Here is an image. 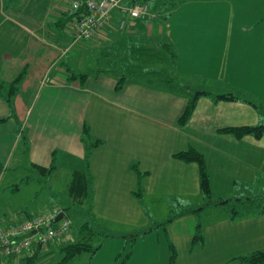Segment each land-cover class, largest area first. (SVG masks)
<instances>
[{
  "label": "crops",
  "instance_id": "crops-1",
  "mask_svg": "<svg viewBox=\"0 0 264 264\" xmlns=\"http://www.w3.org/2000/svg\"><path fill=\"white\" fill-rule=\"evenodd\" d=\"M173 2L162 25V38L176 51L175 72L185 84L175 88L132 78L116 91L112 76L90 73L93 80L85 83L92 84L100 97L90 101L88 85L81 86L77 78L69 74L64 78L57 72L68 55L62 57V50L69 53L75 47L55 26L67 3L61 6L59 1V8L48 16L40 11V18L35 19L27 12L26 1L0 0V118H6L0 122V183L9 175L0 194L26 187L24 172L29 167H48L52 159L53 165H61L65 159L72 164L79 159V164L86 151L80 132L87 126L90 140L102 144L89 158L93 193L89 199L91 217L84 223L94 234L102 231L107 237L96 239L100 249L93 256L80 254L84 264H111L128 246L138 248L127 249L131 258L122 264H133L137 252L144 257L153 254L156 264H166L167 246L155 227L148 225L151 219L145 208L164 206L157 198L186 208L166 225L177 253L173 264H232L238 255L264 249V225L259 227L264 213L235 220L217 217L215 210L214 215L203 216L202 210L212 203L200 200L198 165L173 157L187 147L201 152L211 193L217 185L264 182V133L260 138H236L218 132L229 126L264 125V0ZM47 60L51 61L48 65ZM31 66L35 74L29 78ZM44 77H49V84H42ZM14 82L17 90L8 100ZM194 91L209 95L198 97L188 121L180 125L178 118ZM228 93L236 99L214 100V95ZM18 106L24 107V115ZM44 113L47 120L41 121ZM138 189L142 192L136 196ZM193 202L197 203L192 210ZM4 211L0 207V215H6ZM196 212L204 219V240L189 251L199 222ZM107 227L119 232L108 233ZM227 228L234 231L227 233ZM73 236L81 237L78 231ZM54 248L57 251L58 247ZM56 257L55 253L43 264H51ZM0 264L24 263L0 259Z\"/></svg>",
  "mask_w": 264,
  "mask_h": 264
},
{
  "label": "rangeland",
  "instance_id": "rangeland-1",
  "mask_svg": "<svg viewBox=\"0 0 264 264\" xmlns=\"http://www.w3.org/2000/svg\"><path fill=\"white\" fill-rule=\"evenodd\" d=\"M24 1H26L25 5L28 8L27 12L29 14L33 13V18L35 19L40 18L39 17L40 11L41 12L45 11L48 16L54 10V8L56 7L59 8L58 6L59 1L61 6L64 5V2L65 3L68 2V0H24ZM155 2L156 0L148 1V4L150 6L149 16L145 18L146 22L143 19L136 20L137 25L135 26V28H129L131 27L130 25L128 27L125 25L124 28L117 30V28H120L119 25L121 20L123 19V14H121L117 10L112 11V20L110 21L108 28L107 27L105 28L104 30L105 33L103 32L101 37H98V39L96 38V40H89L80 43H75V47L69 53H65L66 51L62 50L61 53L62 57H64L63 55L65 54L68 55L65 56V58H63L62 60L63 63L60 66L61 68L59 69L57 67L58 68L57 72H62L64 78L67 76V74H69V76L71 75L72 78L73 77L77 78L79 85L81 86H83L84 84L86 86L88 85L90 95H87V97L89 96L90 101L93 100L94 98H100L97 96L98 93L93 92V88H94L93 85L88 84L93 80V78H90L89 75L91 73L90 72L91 69H94L92 71H95L96 69L99 68L102 70L113 69L115 72H119L123 74L131 73L133 75L142 73L141 76H136V77L138 78L140 77L139 79L143 81H146L147 79L150 78L151 80H154V82L157 85L160 86L166 83L165 76L170 75V77H174L173 80L175 82V85H173V87L177 88L176 87L177 85L178 87H180V84H185L182 83V80H180L176 74H174V71L169 68L168 63H166L164 59H163L164 63L156 62V65L153 66H151L150 63L147 64L148 62L144 63L143 65L140 62L139 64L130 67V65L132 64L131 61L137 60L136 52L137 50L140 51V48L156 47V50L160 48L159 46L160 44L158 43V41L159 39H161L163 35L164 27L162 25L166 23L167 18L165 17L166 14L164 12L165 10L163 9H161V11L163 10L164 15H162L161 17L156 16V12L158 10L156 8ZM167 10H169V7H167ZM127 22L130 23V20L128 18H127ZM159 25H161V28ZM139 26H143V29L142 28L140 29ZM133 50L134 53L136 54V59L133 58L134 57L132 56L133 54L132 55L130 54V52ZM64 60L65 62L67 61L69 63L65 65ZM32 61L33 59L30 60V62ZM50 62H51L50 60H47L46 61L47 65L50 64ZM33 70L34 69L31 66L29 68L30 71L29 78H31L33 74H35ZM87 70H89V72ZM163 70H164L163 74L162 72H159ZM131 71H133V73ZM102 73L109 74L110 76H112L110 73H106V72H102ZM89 78L90 80L88 81V83H85ZM159 82H161L162 84H160ZM42 84H46V85L49 84V77H44L42 79ZM20 96L22 97V95ZM221 101H227V100H221ZM18 111H20L19 113L21 115H24L25 113L23 106H18ZM29 116H30V112L26 113L25 120L28 119ZM261 116L264 117V113L261 114ZM47 117L48 115L44 113L42 115L41 121L47 120ZM54 120L57 121L58 118L55 117ZM229 127L231 128V126ZM224 128H228V127H223L221 128V130ZM85 129L89 133L88 127L83 125L82 131L80 132V140H82V142L85 140L82 137L83 134L85 133L83 132L85 131ZM48 132H50V128H48ZM218 132L220 134H230V133H223L220 131ZM81 144L83 146L85 145L84 143ZM69 160L68 159L63 160L65 162H62L61 165L55 163L54 164L55 168L53 169L51 175L47 177L39 176V172L36 170L37 169L36 167H32V169L29 167L28 171L24 172L25 175L27 176L26 181H28L26 187H24L19 191L10 192V190H7L3 195L0 194V207L5 208L4 212H6V215H0V216H3L4 218H8L11 216L16 217L17 215L24 216L25 215L24 213L40 215L41 213L45 212V209L48 208H50L51 210H53V208H57L58 206L59 209L67 208V210L64 212L66 215L63 214L62 216L63 217L66 216L70 220L71 228H72L71 235L73 236V234L76 231H79L82 223L87 221L88 217H91L90 215L91 202L90 200H86L81 204L74 202L73 200H71V198L68 197V191L66 190V185L69 186L67 182L69 181V178L72 175V171L85 170L86 151L84 152L82 159H80L79 164H76V162H78L79 159L78 160L74 159L73 164ZM68 169L69 170L71 169V172L66 171ZM89 172H91L90 166H89ZM207 174L208 177L210 178L208 172ZM36 176L38 177L37 179H35ZM260 178L263 177H259V179ZM7 181H9L8 174H6V177H4V180L0 183V186L5 184ZM209 184H210V179H209ZM259 185L264 186V182L255 183L254 185L248 184L247 182H236L233 183L231 186L230 185L228 186V184L226 186L225 184H222V185L214 186L215 191H213V193H211V187H210L209 200L211 201L210 203H212V205H210L209 207H205L202 210L204 212L203 216L214 215L215 213L212 210H215L217 217H222V216L228 217L229 215H233V216L238 215V217H241L238 219H242L244 217H249L257 214L259 215L263 214V213H256V211H258L257 208L262 209V207H264V187H260ZM201 197H202V199H200L201 201L207 202V197L203 193ZM240 198H244V199H240ZM144 201L150 203L151 200L144 197ZM157 202H160L159 204H164V206L156 207L155 205H148L149 208L145 206V208L149 209L146 212L147 215L149 216V219H151L150 220L151 223L149 222L148 225H152L155 227L157 226V224L161 225L160 222H157L158 220H162V223H164L166 222V220L174 216L176 217L180 211L185 212L186 209L184 206L173 207L172 205H169L167 200H165V198L164 199L157 198ZM215 202L216 203L219 202V204L216 205L214 204ZM195 203L197 202H193L190 204L192 210L195 207L194 206ZM15 205L17 207H15ZM196 213H197L196 214L197 220L201 223V220L204 219H202V215L199 214L200 212H196ZM261 223L263 224L259 225V227L262 228L264 222ZM95 226H98V223H96ZM241 227L242 226H240V228ZM107 229H108V233H114V231L119 232L118 228L115 227H107ZM227 229H228L227 233L228 231H230L231 233L234 231V230L232 231V229L230 228ZM101 233L104 232L99 231L97 234L92 233L90 235H87L85 238L87 239L88 237V240L91 244H96L97 243L96 239H98L101 236L102 237L104 236V234L102 235ZM137 248L138 246L133 248H131V246H128L127 249L135 251ZM55 252L57 255L55 260L58 258L60 259L61 253H58L57 251ZM126 252H123V255H125ZM250 253H247V255ZM123 255L122 257H124ZM133 255H134L133 264H139L140 262H141L140 264H146V263L156 264V261L152 260V258L153 259L156 258V256L153 254L150 255L147 254L144 257L142 255H139V252H137L134 253ZM245 255L246 254H242V255H238L237 257H234L232 260V264H241L239 258L240 256L245 257ZM82 256L83 255L80 254L77 255L74 259H72V261L69 262V264H84V261L86 260L83 259ZM104 258H106V255ZM143 259H145V263L142 262ZM102 260H105L104 263H108L106 262V259H101V261ZM39 261L40 264H43L44 262L41 261V258L39 259ZM119 263H120V259L116 261V258H114L111 261V264H119Z\"/></svg>",
  "mask_w": 264,
  "mask_h": 264
},
{
  "label": "trees",
  "instance_id": "trees-1",
  "mask_svg": "<svg viewBox=\"0 0 264 264\" xmlns=\"http://www.w3.org/2000/svg\"><path fill=\"white\" fill-rule=\"evenodd\" d=\"M173 1L174 0H156L155 4L158 10V11L156 10L157 11L156 16L161 17L162 15H164L163 10H165L164 12L166 13V16H167L168 15L167 7H170L171 5L173 6L174 5ZM69 2L70 0H68L67 4ZM161 9L163 10L161 11ZM83 11H85L84 5H82L76 12H69L68 10H65L62 12V14L60 15V17L55 23V26L59 29V31L62 32L63 35L69 38L71 44L83 42V41L77 40L71 31L72 22L74 21V19H77L80 16V14H83ZM144 20L146 22V19ZM136 25L137 23L136 21H134L133 24H131L132 27H129V28H135ZM140 27H143V26H139V28ZM158 43L160 44L159 45L160 48L157 50H156V47H142L140 48V51L137 50L136 52L137 60L131 61L132 64L130 65V67L135 66L139 64L140 62L142 65L148 62L147 64L150 63L151 66H153V65H156V62L164 63L163 62V59H164V61L168 63L169 68L174 71V74H176L175 72L176 51L174 50L172 44L166 39H163L162 37L161 39H159ZM130 54L131 55L133 54L132 55L134 56L133 58L136 59V54L134 53V50L131 51ZM102 72L110 73L114 77L115 79L114 89L116 91L121 90L129 79H132V78L139 79L140 77L138 78L136 76L142 75V73L134 74V75L131 73L123 74V73L115 72L113 69L102 70L100 68L96 69L94 72H91V73H95L98 75L99 73H102ZM131 72L133 73V71ZM159 72H162L163 74L164 70L159 71ZM165 77H166L165 78L166 83L163 85L173 87V85H175V82L173 80L174 77H170V75L165 76ZM17 82L18 81L16 80V83ZM144 82L150 85L156 84L154 80H151L150 78ZM16 83L14 82L12 89H10V92L8 93V97H9L8 100L11 99L13 95H15V91L17 90ZM159 83L162 84L161 82ZM176 87H178V85ZM207 94L209 95V93L206 91H194L191 94V96L188 98V101L184 107L182 114L178 118V124L184 125L188 121L189 117L191 116L194 110L198 97L202 95H207ZM235 99L236 97L230 93L214 95L215 101H221V100H227V101L233 100L234 101ZM10 110H11V106H10ZM12 112L13 111L10 112L11 115L13 114ZM5 120L6 118H0V122H3ZM218 131L223 132V133H230L234 135L236 138H242L245 135H253L256 138H260L264 133V125L262 126H240V127H231V128L228 127L222 130L219 129ZM83 132H85L83 134L84 135L83 138L85 139L84 144H85V149H86V168L84 171H73L71 177L69 178V181L67 182L69 186L66 185V190L68 191V197L71 198V200H73L74 202H77L79 204L83 203L86 200H89L93 193V176L89 172V158L92 153V150L95 147H98L99 145L102 144L101 140L91 141L89 133L86 129ZM173 157L185 163H195L196 165H198L199 178H200V190L207 197V203L209 204L211 202L209 200L210 184H209V177L207 174V170L205 168L204 156L202 155V153L193 147H187L184 150L174 153ZM52 161H53L52 164L48 167H41V166L36 167L37 171L39 172V176L47 177L51 175L53 169L55 168V166L53 165L55 160L52 159ZM132 169L136 171L138 176L141 175L140 172L136 169L135 165L132 166ZM37 178L38 177L36 176L35 179ZM26 180H27V176L26 178H24L23 182ZM141 192H142L141 189H138L135 195L137 196L138 194H141ZM240 199H244V198H240ZM57 208H59V206ZM60 210L63 211V214H65L64 212L67 210V208H62ZM257 210L258 211H256V213H264V207H262V209L257 208ZM24 214H25L24 216L17 215L16 217L14 216L8 217L9 223L26 220L28 218H32L33 216H36L34 214L32 215L29 213H24ZM179 215L180 213H178L177 216ZM0 217H3V216H0ZM228 217L231 220L241 218V217H238V215L236 216L229 215ZM60 222L61 220L54 221V223H52V227L55 229L60 224ZM168 222H169L168 220H166V222L164 223L160 222L161 225H157L156 227L154 226L155 228H153V230H155L161 237H163L162 240L167 246V254H168L167 260L168 261L166 264H173L177 257V253H176L174 245L172 244V242L170 241L168 237V232L166 228V225ZM71 231H72V228H71V222H70L68 232L66 234L59 236L58 238H55V240L53 241H48L47 243L39 244L38 242H36L32 246L33 252L28 256L26 255L22 257L21 260L19 261H22V263L24 264H38V263L40 264V261H39L40 258H41V261H48L51 259V256L53 257L54 254L56 253L54 250L55 249L54 247L57 246L58 247L57 252L61 253V257L59 260L58 259L51 260L52 261L51 264H69V262L72 261L74 257H76L77 255L81 253H86V254H89V256H93L100 249V243L98 242V240L96 244H91L88 240V237L87 239L85 238L87 235H90L93 233V231L91 230L87 222L83 223L80 226V229L78 231L80 232V235H81L80 238L75 239V237L71 235ZM104 236L107 237L106 235ZM70 238H71V241H70ZM203 240L204 239L202 235L201 223L197 222L196 230L192 237L189 251H192L196 246H200L203 243ZM122 255L123 253L116 256L117 261L120 259L119 264H122L125 261L126 262L129 261V259L131 258V252L125 253V255H123L124 257H122ZM8 259L11 260L12 258H8ZM239 260L241 264H264V249L252 251L250 254L248 255L246 254L245 257L240 256Z\"/></svg>",
  "mask_w": 264,
  "mask_h": 264
},
{
  "label": "built area",
  "instance_id": "built-area-1",
  "mask_svg": "<svg viewBox=\"0 0 264 264\" xmlns=\"http://www.w3.org/2000/svg\"><path fill=\"white\" fill-rule=\"evenodd\" d=\"M148 1L150 0H70L66 7L69 12H76L82 5L85 6L83 14L72 22L71 31L79 41L96 40L108 28L112 11L117 10L123 14L118 28L121 29L149 16ZM61 212L59 208H48L40 215L11 223L8 218L0 217V259L12 258L19 261L33 252L32 246L36 242L47 243L66 234L70 225L66 216L59 218L61 222L55 229L52 227Z\"/></svg>",
  "mask_w": 264,
  "mask_h": 264
},
{
  "label": "water",
  "instance_id": "water-1",
  "mask_svg": "<svg viewBox=\"0 0 264 264\" xmlns=\"http://www.w3.org/2000/svg\"><path fill=\"white\" fill-rule=\"evenodd\" d=\"M63 215V212H61L60 214L57 215V217L55 218V221L59 220V218H61Z\"/></svg>",
  "mask_w": 264,
  "mask_h": 264
},
{
  "label": "clouds",
  "instance_id": "clouds-1",
  "mask_svg": "<svg viewBox=\"0 0 264 264\" xmlns=\"http://www.w3.org/2000/svg\"><path fill=\"white\" fill-rule=\"evenodd\" d=\"M63 212V211H62Z\"/></svg>",
  "mask_w": 264,
  "mask_h": 264
}]
</instances>
